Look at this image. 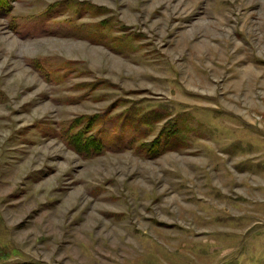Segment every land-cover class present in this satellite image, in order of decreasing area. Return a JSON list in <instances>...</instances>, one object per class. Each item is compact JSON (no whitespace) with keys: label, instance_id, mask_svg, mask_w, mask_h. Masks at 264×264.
Here are the masks:
<instances>
[{"label":"rangeland","instance_id":"rangeland-1","mask_svg":"<svg viewBox=\"0 0 264 264\" xmlns=\"http://www.w3.org/2000/svg\"><path fill=\"white\" fill-rule=\"evenodd\" d=\"M81 116L99 152L71 147ZM12 263L264 264V0H17L0 16Z\"/></svg>","mask_w":264,"mask_h":264},{"label":"trees","instance_id":"trees-1","mask_svg":"<svg viewBox=\"0 0 264 264\" xmlns=\"http://www.w3.org/2000/svg\"><path fill=\"white\" fill-rule=\"evenodd\" d=\"M17 0H0V16L9 14L13 10V5ZM92 115L86 119L96 124L100 118ZM84 117H80L74 120L71 126L68 127L67 133L68 141L71 147L79 154H91L92 152H99L103 149V144L100 140L92 134L89 127L90 122H85L82 126V121L86 120ZM81 126V127H80ZM165 127V125H164ZM91 131V132H90ZM163 129L161 130V132ZM94 133V132H93ZM162 138H165L163 136ZM161 139V137H160ZM166 139V138H165ZM144 148V144L141 145ZM12 264H26V263H12Z\"/></svg>","mask_w":264,"mask_h":264},{"label":"bare ground","instance_id":"bare-ground-1","mask_svg":"<svg viewBox=\"0 0 264 264\" xmlns=\"http://www.w3.org/2000/svg\"><path fill=\"white\" fill-rule=\"evenodd\" d=\"M173 134V133H172Z\"/></svg>","mask_w":264,"mask_h":264}]
</instances>
